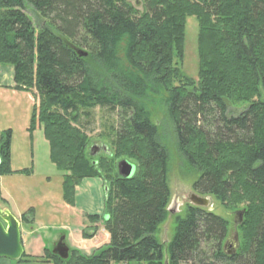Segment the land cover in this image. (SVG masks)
<instances>
[{
	"label": "trees",
	"instance_id": "obj_1",
	"mask_svg": "<svg viewBox=\"0 0 264 264\" xmlns=\"http://www.w3.org/2000/svg\"><path fill=\"white\" fill-rule=\"evenodd\" d=\"M142 2L139 13L125 0H0V65L13 68L14 90L37 95L28 130L41 128L48 142L65 204L84 178L102 179L104 213L88 218L109 235L90 255L70 248L63 260L45 247L42 258L23 253L16 264H264V0ZM189 16L198 26L197 82L180 69ZM154 104L197 174L193 189L244 210L235 253L222 248L227 220L193 205L176 218L165 251L156 239L170 154L150 118ZM231 106L237 116L227 115ZM96 110L111 118L114 151L106 146L104 157L85 154L82 124ZM9 132L0 136V177L15 173ZM121 156L135 166L129 178L116 170ZM32 211L21 220L32 223Z\"/></svg>",
	"mask_w": 264,
	"mask_h": 264
},
{
	"label": "rangeland",
	"instance_id": "obj_2",
	"mask_svg": "<svg viewBox=\"0 0 264 264\" xmlns=\"http://www.w3.org/2000/svg\"><path fill=\"white\" fill-rule=\"evenodd\" d=\"M128 4L132 5L136 10L141 13L143 11V0H125ZM29 15H32L29 10L26 11ZM197 33L198 26L194 17L189 16L186 19L185 25V42H184V57L180 64V69L182 72L192 78L197 80L198 78V57H197ZM85 51V49L81 48ZM194 81V82H195ZM198 81V80H197ZM196 81V82H197ZM24 91V90H22ZM4 96H12L9 91H3ZM27 96L31 97L30 105L26 102V116L28 118L26 129L23 130L22 126V114L21 120L14 119L10 121V167L14 169L27 170L25 172H15L12 174L3 175L0 177V205L4 208L3 203L5 201L2 193L1 187L6 189H13L15 195V204L20 205L24 202V206L30 205L33 207L32 223H25L21 218L20 225V236L21 241L25 242L26 249L24 254L28 257L42 258L43 249L51 248V246L57 241L58 237L67 232L59 229L60 226H81V235L84 238L93 237V242L88 243L89 248L93 246H98L96 249L108 243L109 235L104 229V223L101 219L97 221H91L90 218L83 215L75 213L72 208H67L62 199L61 190V176L62 173L51 163L49 159V145L43 136L41 128L36 127L35 130L30 132L28 130V124L30 119L31 108L37 103V98L35 91L33 89L24 91ZM11 101V100H10ZM12 102V101H11ZM22 106V105H21ZM22 110V109H21ZM151 121L157 126V130L162 143L168 148L170 154V163L168 169V185L170 190V200L168 204L169 211L167 210L166 218L160 223L157 231L155 232V237L159 243L163 244L164 251L166 244L171 240L174 232V226L177 217H183L184 212L190 202L188 201V196L190 194H196L203 196L196 192L193 187V181L196 179L197 174L195 172H189L188 168L184 165L176 147L175 136L172 131L171 124L169 123L168 117L165 115L164 108L158 104H154L151 107ZM239 106H231L228 109V116H237L240 112ZM113 118V117H112ZM110 121L111 118L104 111L96 110L93 117L84 120L82 124V134L85 137V154L88 156L89 149L92 146L100 148L98 154L100 157L105 156L104 146H108L111 151L114 148L110 141ZM6 130H0V136L6 133ZM3 134V135H2ZM97 154V155H98ZM97 158V157H96ZM121 157H114L115 164L122 160ZM130 160V159H129ZM117 170V166H116ZM87 178H97L99 177H87ZM81 183V182H80ZM79 183V184H80ZM101 183V182H100ZM104 185V184H103ZM82 186V187H81ZM81 191L78 192L75 199V205L77 208L86 206V200L88 199V192L86 190L83 194V185H81ZM103 192L105 193V188L103 187ZM94 199L92 203L93 207L96 209L100 201V196L98 194L91 195ZM46 198L42 204L41 200L36 199ZM209 198V204L204 207L205 210L211 211L217 214L228 222V232L226 240L231 242L235 246V236H237V242L241 236L239 226L236 218V211L241 210L240 207L224 208L213 196H207ZM39 198V199H41ZM102 211L104 213V199H103ZM48 209L51 212H45ZM98 215V216H102ZM96 215V214H92ZM90 215V216H92ZM30 217V216H29ZM243 218V216H242ZM77 230L72 232V239L75 241L80 239V235ZM95 233V234H94ZM89 234V235H88ZM91 234V235H90ZM239 235V237H238ZM36 236V237H34ZM37 240L34 245V253L27 251V244L31 240ZM73 241V240H72ZM68 243V242H66ZM23 245V244H22ZM69 246V244H68ZM71 248V247H70ZM73 249V248H71ZM42 250V252H40ZM78 250V249H76ZM87 250L79 252L90 255L95 250ZM90 251V252H89ZM0 263L2 264H16L14 261L0 258ZM23 264V263H21ZM110 264H127L125 262H111ZM128 264H136L135 262H130Z\"/></svg>",
	"mask_w": 264,
	"mask_h": 264
},
{
	"label": "crops",
	"instance_id": "obj_3",
	"mask_svg": "<svg viewBox=\"0 0 264 264\" xmlns=\"http://www.w3.org/2000/svg\"><path fill=\"white\" fill-rule=\"evenodd\" d=\"M14 86V81H13V68L9 65H0V130H6V129H10V121L14 119L17 120H21V114H22V126H23V130L26 129V124L28 121V118L26 116V102L29 103L30 105V100L31 97L27 96L26 93L24 91H17L13 89ZM3 91H9L11 93L12 96H4V92ZM12 102H11V101ZM22 105V106H21ZM31 107V105H30ZM22 109V110H21ZM41 130V129H40ZM11 169L15 172L22 170V169H14L13 167H11ZM101 182V183H100ZM83 194L86 190V193L88 192V199L86 200V206L84 207H79L77 208L75 205V199L77 197L78 192L81 191V185H83ZM103 181L99 180L97 178H84L81 183L79 185H77L75 187V195H74V204L72 206L70 205H65L68 209L72 208L74 209L73 211L75 213H78L79 215H84L87 217V215H92V214H96V215H101V211H102V205H103V199H104V192H103ZM81 186V187H80ZM2 189V193L1 195H3L5 201L3 203V206L5 209H8L16 218L20 219L21 214H23L24 212H26L27 210H29L30 208L33 210V207H30V205H26L24 206V202L21 203L20 205H16L15 204V194L13 189H6L5 187H1ZM94 194H98L100 196V203L98 204V207L96 209H94L95 207L94 204L92 203V201L94 199H92L93 197L91 195ZM41 198V197H39ZM36 197L37 200H41L42 204H46V202H44L46 200V198H41L39 199ZM34 211V210H33ZM32 211V212H33ZM45 212H51L48 209L45 210ZM59 229L66 231L67 233L66 235V242H68L67 244H69V247L73 248V249H78L80 251H84L85 253H87V250H95V248L99 247L98 246H93V248H89L88 247V243L89 242H93L94 240V235H92L93 237H87L84 238L81 235L82 232V227L79 226H72V227H68V226H60ZM74 230H77L78 235H80V239L75 241L74 238L72 239V232ZM76 232V234H77ZM21 234V233H20ZM95 234V233H94ZM91 235V234H90ZM36 237V236H34ZM34 240H31L29 242V244H27V251H30L32 253V249L34 248V245L36 244L35 242H37V240H35V238H33ZM73 240V241H72ZM94 243V242H93ZM23 244V248L24 250L26 249V245L25 242H22ZM33 249V253H34ZM42 252V250L40 251ZM90 252V251H89ZM88 254V253H87ZM2 264V263H0Z\"/></svg>",
	"mask_w": 264,
	"mask_h": 264
},
{
	"label": "water",
	"instance_id": "obj_4",
	"mask_svg": "<svg viewBox=\"0 0 264 264\" xmlns=\"http://www.w3.org/2000/svg\"><path fill=\"white\" fill-rule=\"evenodd\" d=\"M77 52L80 56L87 55V52L82 49ZM99 150L100 148L98 147H90V155H97ZM103 150L108 153L106 146L103 147ZM116 166L119 176L123 178H129L134 174L135 166L126 159L118 161ZM188 201L193 206L198 207H207L209 204V198L207 196H199L196 194H190ZM167 210L169 211L168 207ZM243 213V209L236 211L237 223L242 221ZM65 236V234L60 235L51 247V253L63 260H66L69 256V247L65 242ZM235 238V246H228V242H225L223 245V250L228 255L235 253L238 248L237 236ZM22 253L20 221L9 210L2 208L0 205V258L16 261L21 257Z\"/></svg>",
	"mask_w": 264,
	"mask_h": 264
},
{
	"label": "flooded vegetation",
	"instance_id": "obj_5",
	"mask_svg": "<svg viewBox=\"0 0 264 264\" xmlns=\"http://www.w3.org/2000/svg\"><path fill=\"white\" fill-rule=\"evenodd\" d=\"M203 196H210V195H203ZM188 197H189V196H188ZM235 219H237V217H236ZM235 237H236V236H235ZM235 239H236V238H235ZM225 242H228V246H230V247H231V246H232V247L234 246V244L232 245L231 242H229V241L226 240V238H225V239L223 240V242H222V248H223V245H224Z\"/></svg>",
	"mask_w": 264,
	"mask_h": 264
}]
</instances>
